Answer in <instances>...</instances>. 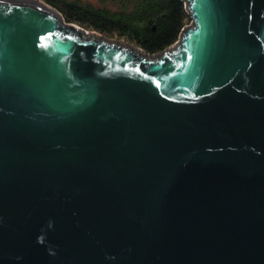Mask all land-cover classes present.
<instances>
[{
    "label": "water",
    "instance_id": "water-1",
    "mask_svg": "<svg viewBox=\"0 0 264 264\" xmlns=\"http://www.w3.org/2000/svg\"><path fill=\"white\" fill-rule=\"evenodd\" d=\"M184 1L149 57L0 0V264H264V0Z\"/></svg>",
    "mask_w": 264,
    "mask_h": 264
},
{
    "label": "trees",
    "instance_id": "trees-1",
    "mask_svg": "<svg viewBox=\"0 0 264 264\" xmlns=\"http://www.w3.org/2000/svg\"><path fill=\"white\" fill-rule=\"evenodd\" d=\"M40 1L55 9L64 23L106 40L127 42L146 55L168 50L193 20L184 0Z\"/></svg>",
    "mask_w": 264,
    "mask_h": 264
},
{
    "label": "rangeland",
    "instance_id": "rangeland-1",
    "mask_svg": "<svg viewBox=\"0 0 264 264\" xmlns=\"http://www.w3.org/2000/svg\"><path fill=\"white\" fill-rule=\"evenodd\" d=\"M190 24H187V26H189ZM186 27V26H185ZM85 32H88V31H85ZM103 38V37H102ZM105 39V38H104ZM108 41H113V40H108ZM114 41H118V40H114ZM119 42H121V43H124V44H127V45H129L127 42H124V41H119ZM129 46H132V45H129ZM132 47H134V46H132ZM136 48V47H135ZM138 49V48H137ZM140 50V49H139ZM141 51V50H140ZM143 52V51H142ZM165 52V51H164ZM144 53V52H143ZM163 53V52H162ZM162 53H159V54H156V55H147V56H149V57H155V56H160Z\"/></svg>",
    "mask_w": 264,
    "mask_h": 264
},
{
    "label": "flooded vegetation",
    "instance_id": "flooded-vegetation-1",
    "mask_svg": "<svg viewBox=\"0 0 264 264\" xmlns=\"http://www.w3.org/2000/svg\"><path fill=\"white\" fill-rule=\"evenodd\" d=\"M83 36V35H82ZM83 37H85V36H83ZM89 38V37H88ZM130 45V44H129ZM133 46V45H132ZM171 48V47H170Z\"/></svg>",
    "mask_w": 264,
    "mask_h": 264
}]
</instances>
